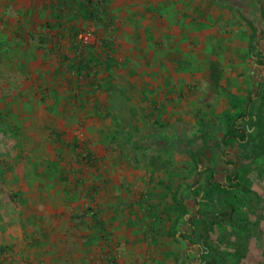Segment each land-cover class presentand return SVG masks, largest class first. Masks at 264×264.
<instances>
[{
    "label": "rangeland",
    "instance_id": "374dc122",
    "mask_svg": "<svg viewBox=\"0 0 264 264\" xmlns=\"http://www.w3.org/2000/svg\"><path fill=\"white\" fill-rule=\"evenodd\" d=\"M263 54L264 0H0V264H264Z\"/></svg>",
    "mask_w": 264,
    "mask_h": 264
},
{
    "label": "flooded vegetation",
    "instance_id": "af4514ba",
    "mask_svg": "<svg viewBox=\"0 0 264 264\" xmlns=\"http://www.w3.org/2000/svg\"><path fill=\"white\" fill-rule=\"evenodd\" d=\"M263 57H264V54H263ZM256 65H261L262 67H264V58H258L257 60H256ZM261 85V84H260ZM262 103H263V105H264V98H263V101H262ZM261 116H264L263 115V113H261L260 114ZM248 119H250V118H248ZM254 120H256L255 118H254ZM237 134H235L233 137H232V139L233 140H236V141H238V142H245V141H247L248 140V138L250 137L249 136V133L247 132V130H245L244 128H237ZM243 135H245V139H243L242 140V136ZM228 140V139H227ZM231 140V139H230ZM263 150H264V148L262 147V146H260ZM205 248V247H204ZM204 252H207V250H205L204 249ZM190 264H192V263H190Z\"/></svg>",
    "mask_w": 264,
    "mask_h": 264
},
{
    "label": "trees",
    "instance_id": "16d2710c",
    "mask_svg": "<svg viewBox=\"0 0 264 264\" xmlns=\"http://www.w3.org/2000/svg\"><path fill=\"white\" fill-rule=\"evenodd\" d=\"M235 132H237V128H235L234 130ZM234 132H232V134L230 136H226L225 139H232V137L235 135L233 134ZM245 139V135L242 136V140ZM262 147L264 148V145H262Z\"/></svg>",
    "mask_w": 264,
    "mask_h": 264
},
{
    "label": "built area",
    "instance_id": "2783aa9c",
    "mask_svg": "<svg viewBox=\"0 0 264 264\" xmlns=\"http://www.w3.org/2000/svg\"><path fill=\"white\" fill-rule=\"evenodd\" d=\"M82 38H83L84 41L88 42V40L90 39V35L85 33V34L82 35Z\"/></svg>",
    "mask_w": 264,
    "mask_h": 264
}]
</instances>
